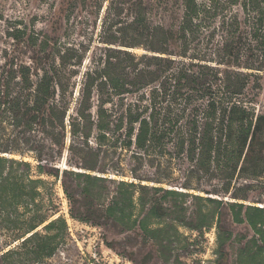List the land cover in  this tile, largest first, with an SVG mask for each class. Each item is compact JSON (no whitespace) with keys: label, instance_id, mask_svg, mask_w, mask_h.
I'll return each instance as SVG.
<instances>
[{"label":"trees","instance_id":"1","mask_svg":"<svg viewBox=\"0 0 264 264\" xmlns=\"http://www.w3.org/2000/svg\"><path fill=\"white\" fill-rule=\"evenodd\" d=\"M184 7L177 29L139 13L131 24L134 41H103L108 45L87 62L86 50L47 51L42 45L47 59L0 63V139H7L0 144V237L7 238L0 264L43 261L68 237L66 218L52 219L59 205L53 182L43 175L61 180L72 218L138 227L160 238L169 223L152 228L150 222L171 208L158 202L147 208L142 193L148 185L114 178L122 173L105 160L111 148L148 153L160 139H176L172 145L188 153L184 159L192 169L220 173L227 185L237 175L264 177V111L247 94L251 78L264 71V11L246 14L243 27L237 18L224 21L221 42L203 51L197 47V1L184 0ZM66 150L72 168L61 169L57 162ZM182 187L152 188L180 197L191 189L212 193L189 183ZM231 196L235 201L206 197L218 206L213 217L226 205L234 222L247 223L256 251L242 250L239 264H264V206L243 202L247 194ZM173 220L194 230L209 225L187 221L186 212ZM231 238V232L218 235L220 256Z\"/></svg>","mask_w":264,"mask_h":264},{"label":"rangeland","instance_id":"2","mask_svg":"<svg viewBox=\"0 0 264 264\" xmlns=\"http://www.w3.org/2000/svg\"><path fill=\"white\" fill-rule=\"evenodd\" d=\"M196 1L202 18L197 47L203 51L213 49L221 42L220 27L224 21L228 23L237 18L243 27L246 14L264 11V0ZM184 9V0H0V63L12 58L28 63L38 57L47 59L48 52L40 50L42 45L47 51L53 47L65 49L69 46L86 50L87 62L108 45L103 41H134L136 33L131 24L139 13L153 24L177 29ZM135 51L143 53L145 49ZM247 94L254 97L257 111H264V71L251 78ZM175 140L160 139V144L150 148L148 153L136 147L129 150L111 148L104 153L106 162L115 161L122 173L114 175V178L136 183L141 181L149 186L142 193L149 204L147 208L154 202L171 208L166 216L150 222L152 228L169 223L160 238L145 236L138 227L125 230L111 221H102L98 225L72 218L70 201L61 180L43 175L53 182L59 205L52 219L65 217L69 234L53 256L34 264H239L242 250L255 253L252 243L254 232L250 226L234 222L226 205L218 209V216L214 218L218 206L207 201L206 197L235 201L231 192L236 191L249 197L240 202L264 206V177L237 175L227 185L220 173L192 169L184 159L188 153L180 154L172 145ZM2 142H7V139H0V144ZM67 155L66 150L57 162L61 169L72 168L67 163ZM157 179L163 182H155ZM68 182L75 187L72 177ZM183 183L212 193L191 189L188 195L180 197L152 188L159 186L180 191L184 190ZM227 186L230 193H224ZM112 189L116 187L112 185ZM78 198L82 201L81 197ZM185 212L187 221L198 224L205 219L209 225L194 230L173 220ZM228 232L232 233V238L225 244L226 256L222 257L217 252L218 235L225 237ZM6 240L2 234L0 250L4 249Z\"/></svg>","mask_w":264,"mask_h":264}]
</instances>
